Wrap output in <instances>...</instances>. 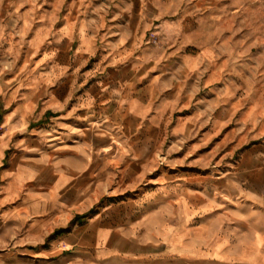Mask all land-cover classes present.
<instances>
[{
	"label": "crops",
	"instance_id": "obj_1",
	"mask_svg": "<svg viewBox=\"0 0 264 264\" xmlns=\"http://www.w3.org/2000/svg\"><path fill=\"white\" fill-rule=\"evenodd\" d=\"M10 4L14 47L39 55L27 93L2 102L0 264H264L251 257L262 235L203 236L201 221H264V205L236 175L209 186L200 142L187 140L179 181L140 190L169 131L186 140L204 125L196 106L171 126L180 99L197 95L204 56L157 40L169 28L157 0ZM28 130L16 145L32 148L7 155Z\"/></svg>",
	"mask_w": 264,
	"mask_h": 264
},
{
	"label": "rangeland",
	"instance_id": "obj_2",
	"mask_svg": "<svg viewBox=\"0 0 264 264\" xmlns=\"http://www.w3.org/2000/svg\"><path fill=\"white\" fill-rule=\"evenodd\" d=\"M157 8L164 15L158 20L169 27L156 32L157 40L168 47H180V54L187 57L201 53L204 56L203 65L197 70L198 82L201 81L200 88L196 85L197 95L180 99L179 107L185 101L187 108H179L173 114L171 126H175L185 111L190 112L196 106L204 109L200 122L204 125L203 130L186 140L169 131L160 149L162 163L158 169L148 164V172L140 180V190H147L155 181L164 185L179 181L180 175L188 170V163L192 164V158L180 162L186 147L198 141L201 143L197 145L198 155L209 154L198 165L204 174L213 171L209 174L212 179H207L209 186H223L224 181L231 182L236 175L233 181L250 187L252 198L264 205V0H157ZM11 11L10 0H0V82L3 84L0 120L2 102L20 100L39 55L26 41L14 47L9 25H14L16 19L9 18ZM213 69L217 76H211ZM212 129L213 136L207 138ZM29 132L12 136L14 144L7 155L17 148H32L27 142L21 147L16 145L19 137ZM210 158L211 161L206 160ZM239 171L244 172L242 178ZM256 213L264 212L253 210V217L258 218ZM201 222L205 238L234 233L257 234L264 239V221ZM261 248L264 249V241L253 245L251 257L257 249L262 254Z\"/></svg>",
	"mask_w": 264,
	"mask_h": 264
},
{
	"label": "bare ground",
	"instance_id": "obj_3",
	"mask_svg": "<svg viewBox=\"0 0 264 264\" xmlns=\"http://www.w3.org/2000/svg\"><path fill=\"white\" fill-rule=\"evenodd\" d=\"M36 37H37V35L34 37V39H36ZM34 41H35V40H33V42H34ZM28 89H29L28 87H25L24 94L27 93ZM21 105H24V102H22L21 104L19 103V106H21ZM11 117H12V114L8 115L7 118H6V120H7V121H10ZM8 130H11V126H10V125L7 127V131H8ZM1 137H2V136H1ZM261 255H262V254H260V250H259V249L255 250L254 254L252 255V260L255 261V262L263 261L264 258H261Z\"/></svg>",
	"mask_w": 264,
	"mask_h": 264
}]
</instances>
